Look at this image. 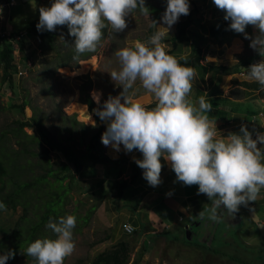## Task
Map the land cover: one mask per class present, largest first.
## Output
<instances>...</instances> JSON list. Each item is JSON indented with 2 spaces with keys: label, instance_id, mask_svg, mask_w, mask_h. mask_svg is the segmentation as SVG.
<instances>
[{
  "label": "clouds",
  "instance_id": "1",
  "mask_svg": "<svg viewBox=\"0 0 264 264\" xmlns=\"http://www.w3.org/2000/svg\"><path fill=\"white\" fill-rule=\"evenodd\" d=\"M214 4L225 12L230 29L243 33L251 40L250 47L264 57V0H214ZM137 10L149 17L145 0H54L50 7L39 8L36 28L55 31L66 25L68 35L74 38L73 59H79L96 51L104 29L112 33L124 31L126 17ZM189 11L188 0H167L161 17L162 25L167 27L151 20L150 27L156 31L146 41L136 40L115 51L119 67L109 73L122 91L117 96L110 95L95 111L107 123L101 137L105 146L111 145L116 151L121 145L127 152L138 150L143 158L135 162L153 187L162 182L163 157L177 181L186 186L198 185V194L209 198L211 206L203 208L197 218L219 223L225 214L234 218L241 205L257 201L264 189V151L258 147L264 145V133L257 132L254 139L242 124L240 134L221 136L215 120L206 114L213 107L210 101L203 95L197 103L189 99L196 70L186 66L187 57H182V65L169 55L164 43L171 26ZM249 25L258 30L254 38L245 31ZM60 38L64 40L63 34ZM242 71L245 79L258 83L264 91V59ZM141 89L154 100V107L136 99ZM96 101L99 104L98 96ZM0 210H7L2 201ZM75 226L76 217L71 214L58 220L49 218L46 227L55 238H37L22 253L33 258L35 264H64L75 250ZM14 255L12 250L0 255V264Z\"/></svg>",
  "mask_w": 264,
  "mask_h": 264
},
{
  "label": "trees",
  "instance_id": "2",
  "mask_svg": "<svg viewBox=\"0 0 264 264\" xmlns=\"http://www.w3.org/2000/svg\"><path fill=\"white\" fill-rule=\"evenodd\" d=\"M204 1L206 0L190 2L193 4V9L200 10ZM146 5H148L153 20H157L167 7L166 5L162 7ZM38 21L39 18L29 20L23 29L16 33L24 31V36L32 40L40 49L41 54L47 57V59L44 58L46 66L41 71V76L47 78L58 67L69 65L70 61L74 60L72 46L74 38L68 35L66 25L58 26L55 31H38L36 28ZM191 21V18L179 19L176 33L170 38L175 49L182 41L190 39L194 41L191 53L183 56L188 58L186 66L198 65L204 70L221 73L236 71L237 65L228 67L200 64V60L203 59L201 46L203 39L201 35H191L189 28ZM106 30H103L104 35ZM13 34L10 33L9 36ZM62 34L68 43H65L64 40L58 41V36ZM9 36L0 38V89L6 84L12 93L20 82L17 77L18 61L13 46L8 42ZM22 38L18 41L21 45L24 40ZM64 46H68V48L64 52H59V48ZM21 51L24 52V48L21 47ZM91 54L85 53L80 58ZM178 61L182 65L185 64L182 57ZM21 67H25L24 63ZM245 84L257 83L245 82ZM25 91L23 89L25 100L21 103L13 102L10 107L25 110L29 103ZM79 91V101L86 104L89 109L96 108V103L87 90L80 87ZM1 108H3L2 105ZM45 119L46 117L33 109L27 118L13 119L6 126L0 127V201L7 206L6 211L20 207L22 212L9 227H6V224L1 226L0 255H4L9 250L14 251L16 255L37 238H55L54 233L46 227L49 218L58 220L61 216L74 215L76 217L74 229H80L83 224L88 222L97 207V204L91 202L84 209L83 214L79 213L77 210L82 205H87L86 198H91L99 203L104 195H108L112 191L117 197L123 196L130 184L139 176V171L134 167L136 163H133L129 178H120L126 169L128 159L125 156L112 159L105 154V145L101 140L105 127L98 123L99 118L96 119L95 124H86L79 121L75 114L69 115L62 112L61 124L57 126L54 134L45 125ZM26 127L33 128V132H27ZM52 152L55 153V159L51 156ZM96 166L106 168L107 178L87 183L88 186L84 185L86 179L96 176ZM104 180L106 184L102 185L101 182ZM95 188L100 190L93 194ZM71 202H73L74 208L68 213L66 205ZM29 213H32L34 217H29ZM154 225H158L159 229L149 234L151 240L158 236H164L167 241L177 240L192 243L184 236L181 239L178 238L160 221L151 227ZM143 227L144 224L141 229ZM138 231L136 232L134 228L133 233L136 232L138 236ZM108 238L109 234L106 236V239ZM134 246L131 238L120 239L112 243L109 248L97 252L89 264H129ZM143 253L144 247L140 246L131 264H138ZM14 257L9 258L5 264H11ZM27 258L33 260L31 257L27 256Z\"/></svg>",
  "mask_w": 264,
  "mask_h": 264
},
{
  "label": "crops",
  "instance_id": "3",
  "mask_svg": "<svg viewBox=\"0 0 264 264\" xmlns=\"http://www.w3.org/2000/svg\"><path fill=\"white\" fill-rule=\"evenodd\" d=\"M1 1L2 0H0V2ZM190 1L192 0H188L190 5L189 14L181 15L179 19L191 18L192 21L189 26L191 35H201L203 39L201 42L203 59L200 60V64L223 65L228 67L237 65L238 69L236 71L221 73L214 70H204L198 65L190 66L195 68L197 78L192 82L193 90L189 99L193 103H197L198 98L203 95L206 100L210 101L213 107L212 110L206 114L210 120H215L218 134L221 136L226 137L229 133L240 134V127L243 124L248 128L255 139L257 132L264 133V91L260 90L258 83L245 84V82L249 81L245 79V74L242 69L247 71L251 64L260 62L264 57H261L258 51L250 47L251 40L245 38L243 33H236L230 29V20L224 19L225 12L216 7L214 0L204 1V4L200 6V10L193 9V4ZM162 15L163 13L160 14L156 20L158 25H162ZM6 20L7 17L5 19V28L0 30V33H15L23 29L25 25L22 24L21 27L18 28L16 26L10 27V24ZM177 22L169 29V34L164 40V43L168 54L179 60L181 57L191 53L194 41L192 39L182 41L178 43V47L175 49L170 38L176 33ZM162 26L167 27V25ZM245 31L249 34V37L253 38L258 34V30L251 25L247 26ZM24 37L22 38V40L24 39L23 45L18 43L19 53L15 54L16 58L19 59L18 64L20 66L21 63H24L26 66V63L28 61L31 62L33 58H42L41 51L39 48L35 47L34 42ZM147 39L148 38L143 41ZM20 46L24 48V52L21 51ZM89 60L90 59H85L81 61V65ZM64 69L69 70L70 74L72 73V78L78 81V84L88 85L89 88L87 92L97 104L96 97L98 96L99 99L102 98L103 89L95 87L94 84L91 88V80L93 79L86 66L78 68H73L69 65L61 66L58 67V72L62 73ZM19 82L17 88L22 84L20 78ZM137 86H139V82H137ZM121 91L122 86L117 87L113 96L119 95ZM136 99L144 102L147 107L155 106V102L151 96L146 94L142 89L137 93ZM78 104H80L81 107L85 106L87 109L86 104L82 102ZM91 119L92 120L88 122L93 124V116H91ZM99 123H104L106 130L107 123L101 119H99ZM258 147H261L262 151H264V145L258 144ZM105 154L112 159L122 156L128 159L126 169L123 173L125 178H129L132 167L131 164H135L136 159L143 158L138 150L127 152L123 145L120 146L119 151H116L111 145L105 146ZM160 159L163 165L161 171L162 182L158 186L153 187L149 185L143 177V169L136 164L134 167L139 171V176L127 188L129 192L123 196L117 197L112 191L102 198L101 204L104 210L108 211L107 217L113 229L112 233H108L109 239L114 238L115 242H117L120 239L129 238V234H126L122 229V225L128 222L135 226L136 232L140 230L138 231L140 233H138V236L146 235V239L143 241V243H146L149 239V234L159 229L158 225L155 229L151 227V225L160 221L161 224L165 225L167 229H170L178 238L181 239L190 232L189 236L192 239H190V241L193 243L195 239L198 240L199 244H196L197 247L192 248L187 247L191 243L186 245L183 241H178V243L185 246L178 247L175 251L179 250L178 252L182 253L183 257H187L189 254L191 259H193L194 253L199 252L197 263L209 264L212 258L210 253H216V248L214 249L208 243L216 236V232L220 229V224L224 222L229 225L238 226L243 223L245 213L251 218L249 209L256 211L260 210L262 207L264 208V189H261L257 201L249 202L248 206L241 205L234 218H227L225 214V219L219 223L211 222L207 219L200 220L196 215H198L203 208L211 206L209 198L205 194H198V185L186 186L182 182L177 181L175 172L171 169L170 163L165 161L163 157ZM100 167V169L103 170L101 172L105 173L106 168L103 166ZM169 192L171 195H167ZM160 206L163 207L159 209ZM156 207L159 209L158 211ZM139 209H144L147 213H142L141 217L138 213ZM148 213H153L154 215H147ZM256 222L264 224V217H259ZM150 223L152 224L150 225ZM143 224L144 227L141 229ZM198 237H200V240ZM155 239H163L165 242L164 249L170 251L174 248L172 247L171 249L164 236H158ZM137 245L133 248L134 252L138 250L136 248L142 246V241ZM143 247V255L152 251V248L148 246L143 245ZM240 249L241 248L238 247V253ZM143 255L142 257H144ZM224 259L228 260L227 258ZM140 260H143V258ZM131 262L132 258L129 264H131Z\"/></svg>",
  "mask_w": 264,
  "mask_h": 264
},
{
  "label": "rangeland",
  "instance_id": "4",
  "mask_svg": "<svg viewBox=\"0 0 264 264\" xmlns=\"http://www.w3.org/2000/svg\"><path fill=\"white\" fill-rule=\"evenodd\" d=\"M14 2L15 6L13 5V8L10 6L0 13V30L5 28L6 17V21H8L10 27H21L22 24H26L31 19L39 18V8L42 6L50 7L54 0H14ZM145 4L162 7L163 5L167 6V0H145ZM126 20L127 28L124 31L112 33L108 29L106 30V34L94 53L87 57L70 61L69 66L73 68L86 66L93 79L91 80V88L94 84L95 87L103 89L102 98L99 99V104H96L95 110L97 108H102L104 101H106L110 95L113 96L117 87H119L111 79L109 73L113 69L119 67L118 58L114 55L115 51L119 48L128 46L131 42L136 40L143 41L150 37L155 31L154 28L150 27L151 20H153L150 13L149 17H147L141 15L137 10L133 15L130 14L126 17ZM60 36H58L59 42L63 40ZM24 38L26 39V37ZM63 38L65 39V37ZM35 47L37 46L35 45ZM67 48L68 46L59 48V52H64ZM44 58L47 59V57L43 55L40 59H31V66L20 76L22 80V84L20 85L22 91L20 90V86L12 93L6 84L1 87L0 127L6 126L13 119L27 118V116L33 112V109L38 114L46 117L45 125L52 134L55 133L57 126L61 124L60 117L62 112L69 115L75 114V117L79 121L86 124H91L88 121L92 120L91 116H93L94 122L96 123V119L99 118L96 111L90 110L88 107L86 109L85 106L81 107L80 104H78L81 102L79 101V88L84 87L85 90H88V85L78 84V81L72 78V73L70 74V71L67 69H64L61 73L58 72L57 68V70H54L47 78L41 76V71L44 66H46V64H44ZM85 59L90 60L81 65V61ZM22 64L23 63H21V65ZM23 89L26 90V99L29 101L25 110L23 111L17 107H10V104L13 102L21 103L25 100ZM1 105L3 108H1ZM99 124L104 125V123ZM32 130L33 128L26 127L27 132L32 133ZM51 156L55 159L54 152H52ZM100 168V166H96V176L91 179H86V182L83 184L88 186L89 184L87 183L96 182L100 178H107L106 171L103 173L101 172L103 170ZM120 178L127 179L123 175L120 176ZM105 182V180L102 181V185L106 184ZM98 190L100 189L95 188L93 194ZM128 192L129 189H127L126 193ZM90 199L86 198L87 205H82L77 211L83 214L84 209L91 202L97 204V207L87 223L83 224L80 229L73 230L75 250L71 256L65 259L64 264H89L91 258L97 252L109 248L112 243L115 242L114 238L106 239L108 233H112L113 229L107 217L108 211H105L101 204L102 199L99 203H96V201L92 199L91 201ZM66 207L68 208V213H70L74 208L73 202L68 203ZM162 207L163 206H160L159 209ZM159 209L156 207L157 211ZM249 211L251 212V218L245 213L243 223L238 226L229 225L224 222L220 224V229L216 232V236L208 243L214 249L216 248V253H210L212 258L209 264H264V227H261L264 224L256 222L259 217H264V208L262 207L260 210L256 211L249 209ZM21 213L20 207H17L15 210L3 211L2 213L0 211V239L2 237L1 226L6 224V227H9ZM138 213L139 216L142 217V213L146 214L147 211L139 209ZM150 214L154 215L153 213H148L147 215ZM29 217L33 218L34 215L29 213ZM151 224L152 223H150V225ZM155 227L157 226L154 225V229ZM145 236L146 235L137 236L136 232L129 235V239L131 238L135 246L142 241V246L144 245L152 248V251L143 255V260H139L138 264H198L199 252L194 253V257L191 259L189 254L187 257H183L182 253L178 252L179 250L175 251L178 247L185 246L178 243L177 240L168 241L171 249L174 247L169 251L168 249H164L165 242L163 239L156 240L152 238L153 240H151L147 238L148 241L143 243L146 239ZM198 239L200 240V237H198ZM197 242L198 240L195 239L191 244L186 242L183 243L186 245L189 244L187 247L192 248L197 247L195 244ZM238 247L241 248L239 253L237 250ZM134 253H136V251L134 252L133 249L131 253L132 260L135 258ZM224 258H227L229 261ZM11 264H35V261L28 259L22 251H19L12 259Z\"/></svg>",
  "mask_w": 264,
  "mask_h": 264
},
{
  "label": "built area",
  "instance_id": "5",
  "mask_svg": "<svg viewBox=\"0 0 264 264\" xmlns=\"http://www.w3.org/2000/svg\"><path fill=\"white\" fill-rule=\"evenodd\" d=\"M14 0H2L0 2V6H2V11L5 9V8H8L10 6H13L14 5ZM10 34L7 33V32H1L0 33V38H4L6 36H9ZM25 35V32L24 31H21L19 33H14L12 36H9L8 37V42L13 46V51L15 54L19 53V46H18V41ZM18 56V55H17ZM19 59L17 58V61ZM31 66V62L28 61L26 63V66L23 68L21 67L19 64H18V71H17V77L20 78V76L24 73V71L29 68ZM122 228H123V231L126 233V234H131L134 230V226L128 222H125L123 225H122Z\"/></svg>",
  "mask_w": 264,
  "mask_h": 264
},
{
  "label": "water",
  "instance_id": "6",
  "mask_svg": "<svg viewBox=\"0 0 264 264\" xmlns=\"http://www.w3.org/2000/svg\"><path fill=\"white\" fill-rule=\"evenodd\" d=\"M91 110H95V109L92 108ZM186 227H187V226H186ZM186 238H187V239H190L189 232H188V234H186Z\"/></svg>",
  "mask_w": 264,
  "mask_h": 264
}]
</instances>
